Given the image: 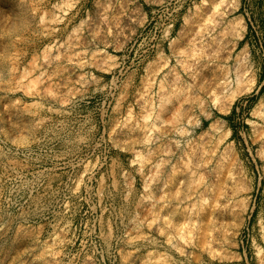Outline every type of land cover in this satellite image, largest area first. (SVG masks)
Masks as SVG:
<instances>
[{
	"label": "rangeland",
	"instance_id": "obj_1",
	"mask_svg": "<svg viewBox=\"0 0 264 264\" xmlns=\"http://www.w3.org/2000/svg\"><path fill=\"white\" fill-rule=\"evenodd\" d=\"M0 264H264V0H0Z\"/></svg>",
	"mask_w": 264,
	"mask_h": 264
},
{
	"label": "bare ground",
	"instance_id": "obj_2",
	"mask_svg": "<svg viewBox=\"0 0 264 264\" xmlns=\"http://www.w3.org/2000/svg\"><path fill=\"white\" fill-rule=\"evenodd\" d=\"M203 26L204 27H201V29H199V30H197V32H195V34H193V35H191V36H189L188 37V39H187V43L190 45V46H192V47H197L198 45H203L204 46V48H209L210 47V42H209V39H208V37L209 36H211V35H213L214 34V32L215 31H217L218 30V28H219V22H218V20H216V21H212L211 22V24H209V25H207V24H203ZM193 49V48H192ZM196 50V49H195ZM178 51V50H177ZM177 51H175L174 52V54H175V57L179 60V59H181L180 58V51L181 50H179V52H177ZM182 52L184 53L185 51H183L182 50ZM193 52H194V50H193ZM215 52L213 51V50H210L206 55H207V57L208 58H210V59H213L214 58V56H215V54H214ZM187 54V53H186ZM189 54H192V53H189ZM195 56V55H194ZM206 57V58H207ZM183 58V57H182ZM190 58H193V56L192 57H190ZM189 58V59H190ZM196 57L192 60V62H193V64L192 65H194L195 63L194 62H196ZM186 61H187V59H185ZM190 61V60H189ZM179 63L182 65L181 67H184L185 68V70H188V71H190L191 69H190V67H191V64L188 66H183V60L181 61H179ZM192 69H193V67H192ZM198 69V68H197ZM194 70V69H193ZM194 72V71H193ZM233 73L235 74V72L233 71ZM232 75V70H230V69H225V70H223L222 71V76H221V78L220 79H216V81H215V83L213 84V86H214V88H216L217 86H219L218 88H220V89H222V90H226L228 87H229V84H230V76ZM236 77V79L239 77V75L237 76H235ZM213 86L211 87V88H209L208 90L210 91V90H214V88H213ZM206 93V92H205Z\"/></svg>",
	"mask_w": 264,
	"mask_h": 264
}]
</instances>
